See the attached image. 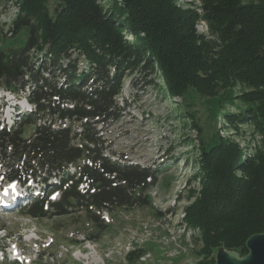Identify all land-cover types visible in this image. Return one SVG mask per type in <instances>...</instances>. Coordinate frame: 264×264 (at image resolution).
Returning a JSON list of instances; mask_svg holds the SVG:
<instances>
[{
  "label": "trees",
  "instance_id": "trees-1",
  "mask_svg": "<svg viewBox=\"0 0 264 264\" xmlns=\"http://www.w3.org/2000/svg\"><path fill=\"white\" fill-rule=\"evenodd\" d=\"M5 1L16 6L9 36L23 30L25 39L15 49L0 44V90L27 88L31 109L0 127V168L7 182L38 186L23 213L84 212L103 228V211L150 204L157 172L110 159L98 126L122 110L125 72L156 71L170 97L216 99L228 127L251 128L244 145L219 133L208 145L189 114L198 188L183 209L201 242L199 264H216L223 248L246 255V240L264 233V0H58L52 14L48 0ZM224 103L244 107L232 114Z\"/></svg>",
  "mask_w": 264,
  "mask_h": 264
},
{
  "label": "rangeland",
  "instance_id": "rangeland-1",
  "mask_svg": "<svg viewBox=\"0 0 264 264\" xmlns=\"http://www.w3.org/2000/svg\"><path fill=\"white\" fill-rule=\"evenodd\" d=\"M100 1L105 6L110 2ZM186 1L190 0H179V3ZM47 5L52 14L58 0H48ZM15 12L13 3L0 0V44L7 49L17 48L25 39L23 30L16 36L8 34ZM196 29L199 33L206 32L203 22ZM78 66H87L81 57ZM125 73L116 97L122 110L117 118L98 128L109 148L106 154L110 159L157 172L156 184L148 191L150 204L103 211L99 217L105 224L103 228L89 220L84 212L49 214L36 219L23 213L21 204L9 212L1 210L0 264H199L201 242L197 231L186 226L183 220V209L193 200L190 190L198 188L193 178L198 164L192 155L191 140H197L199 133L190 126L189 114L193 115L201 130L200 137L208 145L217 133L244 145L243 141L251 138V128L240 126L236 131L228 127L216 99L191 94L184 99L170 97L156 71L137 68ZM27 93V88L18 93L0 90V127H9L10 122L30 111ZM239 106L224 103L222 107L227 113L238 114L244 107ZM66 124L74 130L79 126L76 121ZM251 148L249 144L247 153ZM3 170L1 167L0 187L7 190L0 191L8 192V196L15 193L9 197L0 194L6 198L0 199V206L16 203L19 193L39 194L38 186L31 179L21 187L4 180ZM49 198L56 200L58 193H52ZM131 251L139 252L129 259ZM217 252L214 251L215 258ZM139 254L143 256L137 258Z\"/></svg>",
  "mask_w": 264,
  "mask_h": 264
},
{
  "label": "water",
  "instance_id": "water-1",
  "mask_svg": "<svg viewBox=\"0 0 264 264\" xmlns=\"http://www.w3.org/2000/svg\"><path fill=\"white\" fill-rule=\"evenodd\" d=\"M245 246L248 253L243 256L224 248L218 250L216 264H264V233L250 236Z\"/></svg>",
  "mask_w": 264,
  "mask_h": 264
},
{
  "label": "bare ground",
  "instance_id": "bare-ground-1",
  "mask_svg": "<svg viewBox=\"0 0 264 264\" xmlns=\"http://www.w3.org/2000/svg\"><path fill=\"white\" fill-rule=\"evenodd\" d=\"M0 199L2 200V201H4V200H6V198H3V197H0ZM8 200V199H7ZM18 202V201H17ZM17 202L16 203H12V204H3V206L4 207H8V208H2V209H0V212H1V210H9V209H12V208H9L10 206H13V205H15V204H17ZM2 206V205H1Z\"/></svg>",
  "mask_w": 264,
  "mask_h": 264
},
{
  "label": "clouds",
  "instance_id": "clouds-1",
  "mask_svg": "<svg viewBox=\"0 0 264 264\" xmlns=\"http://www.w3.org/2000/svg\"><path fill=\"white\" fill-rule=\"evenodd\" d=\"M126 39L129 40V41H131V40L134 39V37L131 34H129V35L126 36Z\"/></svg>",
  "mask_w": 264,
  "mask_h": 264
},
{
  "label": "snow or ice",
  "instance_id": "snow-or-ice-1",
  "mask_svg": "<svg viewBox=\"0 0 264 264\" xmlns=\"http://www.w3.org/2000/svg\"><path fill=\"white\" fill-rule=\"evenodd\" d=\"M5 194H7V193L5 192Z\"/></svg>",
  "mask_w": 264,
  "mask_h": 264
}]
</instances>
